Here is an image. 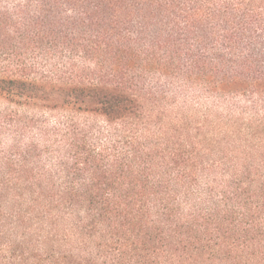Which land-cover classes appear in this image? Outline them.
I'll list each match as a JSON object with an SVG mask.
<instances>
[{
  "label": "trees",
  "instance_id": "1",
  "mask_svg": "<svg viewBox=\"0 0 264 264\" xmlns=\"http://www.w3.org/2000/svg\"><path fill=\"white\" fill-rule=\"evenodd\" d=\"M0 264H264V0H0Z\"/></svg>",
  "mask_w": 264,
  "mask_h": 264
}]
</instances>
